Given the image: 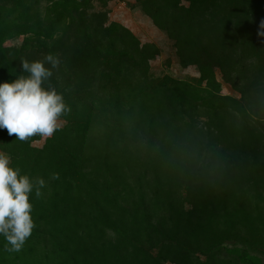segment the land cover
<instances>
[{
    "label": "trees",
    "instance_id": "16d2710c",
    "mask_svg": "<svg viewBox=\"0 0 264 264\" xmlns=\"http://www.w3.org/2000/svg\"><path fill=\"white\" fill-rule=\"evenodd\" d=\"M134 1L197 85L153 84L157 49L92 0H0V82L52 54L42 86L68 109L40 148L0 129L11 166L45 181L31 236L19 252L0 236V264H264L263 129L215 77L244 78L264 110V0Z\"/></svg>",
    "mask_w": 264,
    "mask_h": 264
},
{
    "label": "clouds",
    "instance_id": "9594fccd",
    "mask_svg": "<svg viewBox=\"0 0 264 264\" xmlns=\"http://www.w3.org/2000/svg\"><path fill=\"white\" fill-rule=\"evenodd\" d=\"M22 71L11 82H0V129L17 140L52 137L60 127L59 117L66 112L63 96L55 88H44L43 82L52 75L50 64L55 68L58 59L52 54L43 60L20 61ZM43 178H33L11 166L9 154L0 151V236L7 249L19 252L35 227L30 196L42 195Z\"/></svg>",
    "mask_w": 264,
    "mask_h": 264
},
{
    "label": "rangeland",
    "instance_id": "374dc122",
    "mask_svg": "<svg viewBox=\"0 0 264 264\" xmlns=\"http://www.w3.org/2000/svg\"><path fill=\"white\" fill-rule=\"evenodd\" d=\"M91 11L96 13L106 12V24L109 22L118 23L131 32L140 46L152 45L157 49V53L148 60V77L153 84L158 85L168 79L171 82L168 83L169 88H171L174 83L183 80L197 85L199 73L196 67H182L179 63V57L177 56L173 41L168 38L163 31L153 25L151 19L137 8L134 0H92ZM20 43L21 39H18L16 41L7 42L5 45L19 46ZM215 77L221 84L219 95L237 100L239 107L245 108V111H248V115L254 120L255 123L250 122L253 124V130L261 132V129H263L262 133H264V121L259 122L261 117L264 119V110L260 108L262 98H259L258 93L251 89V91L241 94V90H244L246 87V80L244 78H239V80L235 82V86L237 87L235 88L228 81L223 79L218 69H215ZM201 87H204V83L201 84ZM218 103L221 102L218 101ZM59 123V128H61L66 125L67 121L59 117ZM37 136L39 140L32 142L31 146L40 148L48 137ZM262 144L264 145V140Z\"/></svg>",
    "mask_w": 264,
    "mask_h": 264
}]
</instances>
